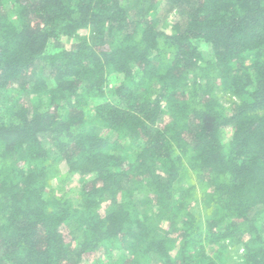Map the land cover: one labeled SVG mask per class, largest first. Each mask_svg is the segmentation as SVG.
Masks as SVG:
<instances>
[{
  "label": "trees",
  "instance_id": "16d2710c",
  "mask_svg": "<svg viewBox=\"0 0 264 264\" xmlns=\"http://www.w3.org/2000/svg\"><path fill=\"white\" fill-rule=\"evenodd\" d=\"M127 1L0 0V264H264V0Z\"/></svg>",
  "mask_w": 264,
  "mask_h": 264
},
{
  "label": "rangeland",
  "instance_id": "374dc122",
  "mask_svg": "<svg viewBox=\"0 0 264 264\" xmlns=\"http://www.w3.org/2000/svg\"><path fill=\"white\" fill-rule=\"evenodd\" d=\"M128 4L132 3V0H128L127 1ZM136 12L133 10V13ZM137 12H140L139 10H137ZM176 11L173 9H170V7L168 5H161L157 11V17L160 21L164 22V21H167V22H173V21H177L179 18H178V15L175 13ZM82 35L86 36L87 38H90V33L89 31L87 32H83ZM67 40H62L61 41V44L62 45H67ZM216 95L218 97V100L221 104H223L224 106H228L231 102H235L236 99L235 98H232L230 96H228L227 94H225L224 92H222L221 90L217 91L216 92ZM0 103H3V102H0ZM4 105V103H3ZM0 119H1V122H11V117H9V114L7 115H4L3 116V111L0 110ZM52 185H55V183L51 182ZM80 185V180H79V177L78 176H74L72 178V181H71V184L68 185V189H76L78 188ZM195 214L197 215V217L201 220L204 219V213L202 212L201 208H196L195 207ZM238 252H235L234 255H233V262L232 264H238L237 262L241 263V260H239L238 258ZM97 259H100V264H106V258L105 256L103 255V253H97L95 255H92V256H89L87 257L82 264H96L95 261Z\"/></svg>",
  "mask_w": 264,
  "mask_h": 264
}]
</instances>
